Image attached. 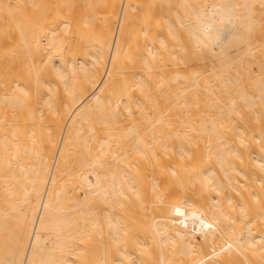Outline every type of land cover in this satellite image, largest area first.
<instances>
[{
  "label": "bare ground",
  "instance_id": "bare-ground-1",
  "mask_svg": "<svg viewBox=\"0 0 264 264\" xmlns=\"http://www.w3.org/2000/svg\"><path fill=\"white\" fill-rule=\"evenodd\" d=\"M0 264H264V0H0Z\"/></svg>",
  "mask_w": 264,
  "mask_h": 264
},
{
  "label": "clouds",
  "instance_id": "clouds-1",
  "mask_svg": "<svg viewBox=\"0 0 264 264\" xmlns=\"http://www.w3.org/2000/svg\"><path fill=\"white\" fill-rule=\"evenodd\" d=\"M203 39L208 43V44H212L215 42V38L212 37L209 33H204L203 34Z\"/></svg>",
  "mask_w": 264,
  "mask_h": 264
}]
</instances>
